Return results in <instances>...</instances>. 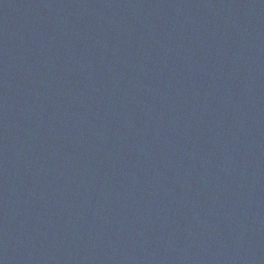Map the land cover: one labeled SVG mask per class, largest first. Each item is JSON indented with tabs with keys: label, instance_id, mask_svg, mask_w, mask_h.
I'll list each match as a JSON object with an SVG mask.
<instances>
[{
	"label": "water",
	"instance_id": "1",
	"mask_svg": "<svg viewBox=\"0 0 264 264\" xmlns=\"http://www.w3.org/2000/svg\"><path fill=\"white\" fill-rule=\"evenodd\" d=\"M0 264H264V0H0Z\"/></svg>",
	"mask_w": 264,
	"mask_h": 264
}]
</instances>
